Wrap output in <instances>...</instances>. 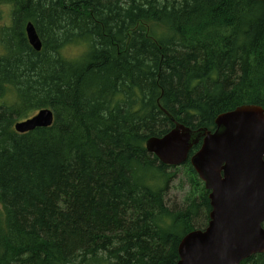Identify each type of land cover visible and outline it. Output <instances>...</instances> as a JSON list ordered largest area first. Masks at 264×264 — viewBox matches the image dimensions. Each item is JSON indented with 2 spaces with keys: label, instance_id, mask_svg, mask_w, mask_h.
Masks as SVG:
<instances>
[{
  "label": "trees",
  "instance_id": "1",
  "mask_svg": "<svg viewBox=\"0 0 264 264\" xmlns=\"http://www.w3.org/2000/svg\"><path fill=\"white\" fill-rule=\"evenodd\" d=\"M0 10V264H177L181 238L208 223L209 191L187 160L190 192L168 205L174 166L145 142L174 122L213 131L220 113L264 108V0H0ZM42 108L50 126L14 130ZM240 264H264V252Z\"/></svg>",
  "mask_w": 264,
  "mask_h": 264
},
{
  "label": "water",
  "instance_id": "2",
  "mask_svg": "<svg viewBox=\"0 0 264 264\" xmlns=\"http://www.w3.org/2000/svg\"><path fill=\"white\" fill-rule=\"evenodd\" d=\"M25 33L39 51L42 42L31 22L26 23ZM53 119V111L42 108L13 127L25 133L48 127ZM145 147L169 166L189 160L209 191L208 223L181 238L177 264H240L264 252V108L245 104L220 113L213 131L174 122L164 135L149 137Z\"/></svg>",
  "mask_w": 264,
  "mask_h": 264
},
{
  "label": "rangeland",
  "instance_id": "3",
  "mask_svg": "<svg viewBox=\"0 0 264 264\" xmlns=\"http://www.w3.org/2000/svg\"><path fill=\"white\" fill-rule=\"evenodd\" d=\"M0 30L3 28L6 24L9 23V16L6 15V12L3 10H0ZM79 51L78 47H68L66 48L65 52L69 56H74ZM1 53V48H0ZM184 164V163H183ZM181 164L178 166H174L172 168V172H175V175L170 182L168 194L166 196V202L168 205H180L183 201L185 196L190 192L191 189V181L189 180L190 177L188 176V172L186 167ZM199 178V177H198ZM264 227V225H263Z\"/></svg>",
  "mask_w": 264,
  "mask_h": 264
}]
</instances>
